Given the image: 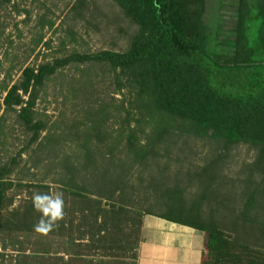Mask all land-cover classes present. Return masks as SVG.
I'll return each mask as SVG.
<instances>
[{
  "label": "trees",
  "instance_id": "trees-1",
  "mask_svg": "<svg viewBox=\"0 0 264 264\" xmlns=\"http://www.w3.org/2000/svg\"><path fill=\"white\" fill-rule=\"evenodd\" d=\"M111 1L135 25L125 50L71 51L24 66L11 83L0 80V231L34 233L39 216L30 197L9 208L8 190L27 182L48 193L49 183L64 193L66 213L49 234L69 243L122 253L135 247L141 216L153 214L204 234L199 264H264V0H235L230 37L219 43L228 49L220 51L210 45L205 0ZM73 64L87 69L66 94H81L86 107L60 131V120L43 117L35 101L58 69ZM93 65L110 74V96L119 100L94 94ZM14 126L18 146L8 153ZM179 137L254 150L237 199L219 174L221 155L185 180L153 169L159 146ZM20 162L30 179L16 176ZM44 162L51 176L35 178ZM189 182L195 191L186 201Z\"/></svg>",
  "mask_w": 264,
  "mask_h": 264
},
{
  "label": "rangeland",
  "instance_id": "rangeland-1",
  "mask_svg": "<svg viewBox=\"0 0 264 264\" xmlns=\"http://www.w3.org/2000/svg\"><path fill=\"white\" fill-rule=\"evenodd\" d=\"M234 4L235 0H205L203 19L208 26L210 45L218 51L228 49L226 45L219 43L230 37ZM0 21V80L5 78L9 83L17 79L24 66L40 60L62 57L71 51L94 52L102 49L123 51L135 30V25L111 0H7L0 7ZM39 36L41 39L35 44ZM44 42L48 44L44 45ZM83 69H87L84 64H73L58 69L45 82L40 96L35 101V108L40 114L45 115L43 117L47 120L56 118L60 120L58 124L60 131L64 130L73 117L81 119L82 111L86 107L81 94L75 97L70 93L66 94L68 85H75L74 80L77 78L81 80L80 75L85 73ZM90 71L95 74L92 84L94 94L104 101L119 100L120 94L110 96L115 86L105 68L93 65ZM1 96L2 92L0 98ZM59 113H62V118L58 117ZM11 119L7 120V124H10ZM12 129L13 133L5 144L8 153H13L17 149L16 138L20 135L17 126ZM227 148L222 150L219 145L206 139L179 137L159 146L152 167L160 168V171L166 173L169 178L178 177L179 174L180 178L185 180L191 171L221 155L219 162L217 160V165L223 163L219 174H224L225 179L232 184L229 195L237 199V189L248 175L246 166L252 162L254 150L241 143L232 144ZM4 152L0 151L1 157ZM49 166L45 163L37 167L35 178L45 176L47 180L52 174L50 170L44 175ZM28 167V163L22 167L20 162L16 176L30 179L29 171L32 169L25 173ZM11 177L16 178L13 174ZM134 180L137 187V175L133 177ZM26 183L8 190V194L13 197L9 208L24 204L26 198L31 197L33 192L45 193V188H34ZM189 183L190 186L184 191L186 201L195 191V183ZM47 189L49 192L54 191V185L48 183ZM5 213L6 211H3V214ZM79 244L77 246L75 243H69L61 234L55 233L41 236L36 233L0 231V264H86V260L91 258L103 264V260L109 262L115 260L109 257L102 260L110 253L102 248L96 249L91 242L83 241ZM114 254L118 256L115 257ZM119 254L122 253L114 252L110 255L116 259L123 257Z\"/></svg>",
  "mask_w": 264,
  "mask_h": 264
},
{
  "label": "crops",
  "instance_id": "crops-1",
  "mask_svg": "<svg viewBox=\"0 0 264 264\" xmlns=\"http://www.w3.org/2000/svg\"><path fill=\"white\" fill-rule=\"evenodd\" d=\"M204 239L200 230L157 215L144 214L140 219L135 247L122 252L119 256L123 257L116 259L113 256L118 255L109 254L102 260L108 257L115 259L110 262L103 260V264H199ZM94 262L101 264L93 258L86 260V264Z\"/></svg>",
  "mask_w": 264,
  "mask_h": 264
},
{
  "label": "clouds",
  "instance_id": "clouds-1",
  "mask_svg": "<svg viewBox=\"0 0 264 264\" xmlns=\"http://www.w3.org/2000/svg\"><path fill=\"white\" fill-rule=\"evenodd\" d=\"M32 208L39 216L33 225V232L46 236L59 227L65 218L64 193L54 190L48 193L33 192L30 197Z\"/></svg>",
  "mask_w": 264,
  "mask_h": 264
}]
</instances>
